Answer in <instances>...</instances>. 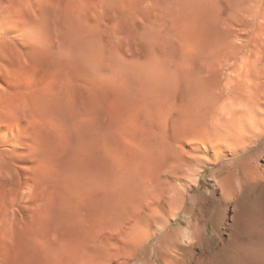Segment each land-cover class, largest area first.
I'll list each match as a JSON object with an SVG mask.
<instances>
[{"label": "rangeland", "instance_id": "1", "mask_svg": "<svg viewBox=\"0 0 264 264\" xmlns=\"http://www.w3.org/2000/svg\"><path fill=\"white\" fill-rule=\"evenodd\" d=\"M257 2L0 0V264H162L184 212L221 214L190 198L263 127Z\"/></svg>", "mask_w": 264, "mask_h": 264}, {"label": "bare ground", "instance_id": "2", "mask_svg": "<svg viewBox=\"0 0 264 264\" xmlns=\"http://www.w3.org/2000/svg\"><path fill=\"white\" fill-rule=\"evenodd\" d=\"M254 5L257 6L254 12L248 5L242 6L244 25L245 18L248 20L253 15L264 18V0H258ZM243 43L245 47L249 44ZM207 105L202 106L207 109ZM216 107L211 104L209 112H215ZM247 115L260 121L263 127L254 129L249 143L231 153V167L225 171L226 174L218 179L215 177L213 186L220 190L219 196L212 190L209 194L190 198L199 208L219 202L225 207L222 212L219 210L221 214L210 218L204 214L194 216L184 212L187 227L179 233L166 234L162 241L164 245L149 252L150 257L157 255L162 264H264V169L251 164L248 166L244 161L254 155L264 159V107L256 106ZM235 158L238 160L232 161ZM216 164L222 167L220 160ZM219 171L224 172L223 168ZM167 205L170 206L167 216H161L157 210L150 211V224L154 230L148 239L166 232L177 213L180 214L178 204L170 202ZM228 207L230 211L227 212ZM209 220L212 222L211 235L207 226Z\"/></svg>", "mask_w": 264, "mask_h": 264}]
</instances>
